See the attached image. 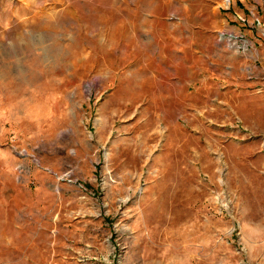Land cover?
<instances>
[{"label":"rangeland","instance_id":"374dc122","mask_svg":"<svg viewBox=\"0 0 264 264\" xmlns=\"http://www.w3.org/2000/svg\"><path fill=\"white\" fill-rule=\"evenodd\" d=\"M0 264H264V0H0Z\"/></svg>","mask_w":264,"mask_h":264},{"label":"built area","instance_id":"2783aa9c","mask_svg":"<svg viewBox=\"0 0 264 264\" xmlns=\"http://www.w3.org/2000/svg\"><path fill=\"white\" fill-rule=\"evenodd\" d=\"M221 36L223 37V38H227V39H233V38H235L236 36H234L233 34H231V33H221ZM233 45H235V46H237V47H242V46H244L243 44H233Z\"/></svg>","mask_w":264,"mask_h":264}]
</instances>
